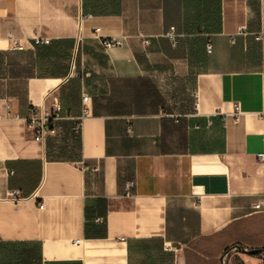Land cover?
I'll return each mask as SVG.
<instances>
[{
  "label": "crops",
  "instance_id": "crops-1",
  "mask_svg": "<svg viewBox=\"0 0 264 264\" xmlns=\"http://www.w3.org/2000/svg\"><path fill=\"white\" fill-rule=\"evenodd\" d=\"M0 52V264L264 263V0H0Z\"/></svg>",
  "mask_w": 264,
  "mask_h": 264
},
{
  "label": "built area",
  "instance_id": "built-area-1",
  "mask_svg": "<svg viewBox=\"0 0 264 264\" xmlns=\"http://www.w3.org/2000/svg\"><path fill=\"white\" fill-rule=\"evenodd\" d=\"M166 36L169 38L172 45H175L176 43V33L173 29H169L166 32ZM259 37V35L257 36ZM78 38V35H77ZM43 41L47 42V39H36V42ZM144 43H147V39H143ZM101 43L104 47H111L114 45H117L119 43V40L115 38H107L103 37L101 38ZM22 45L14 44L13 49H22ZM207 50L210 51L211 45L209 42H207ZM192 97L194 99V105H196V93H192ZM82 101L85 102L88 99L87 95H82ZM235 111H238V106H234ZM89 109L86 105H83L81 108V115L79 119L71 126V130L78 134L80 131V121L81 118L88 113ZM62 108L58 101L54 100L52 101L50 107L45 106L43 103L40 105H30L28 109V113L25 117L26 127L31 131L33 139L40 141L41 143H45L46 139L54 135L56 133L55 128V122L61 118L62 116ZM264 120V117H263ZM256 156L259 160H264V151H260L256 153ZM132 185V182H126V191L125 194H130L129 187ZM5 198L11 199V200H18L21 198V195L17 189H11L6 191ZM41 206V204H39ZM255 207L258 208L259 204L256 203Z\"/></svg>",
  "mask_w": 264,
  "mask_h": 264
},
{
  "label": "rangeland",
  "instance_id": "rangeland-1",
  "mask_svg": "<svg viewBox=\"0 0 264 264\" xmlns=\"http://www.w3.org/2000/svg\"><path fill=\"white\" fill-rule=\"evenodd\" d=\"M6 55V54H5ZM14 56V55H13ZM9 56L0 57V59L8 61ZM26 55L23 53L16 54L15 58L19 59L20 61H24L26 59ZM11 71H9V67L7 64L0 63V95H7L9 92L13 91L15 87H21V83H16L17 81L14 79L8 78L7 75H10ZM21 74H25V70H21Z\"/></svg>",
  "mask_w": 264,
  "mask_h": 264
},
{
  "label": "water",
  "instance_id": "water-1",
  "mask_svg": "<svg viewBox=\"0 0 264 264\" xmlns=\"http://www.w3.org/2000/svg\"><path fill=\"white\" fill-rule=\"evenodd\" d=\"M250 253H254V252H258V251H264V249H256V248H254V249H249L248 250ZM264 264V263H263Z\"/></svg>",
  "mask_w": 264,
  "mask_h": 264
},
{
  "label": "trees",
  "instance_id": "trees-1",
  "mask_svg": "<svg viewBox=\"0 0 264 264\" xmlns=\"http://www.w3.org/2000/svg\"><path fill=\"white\" fill-rule=\"evenodd\" d=\"M0 57H4V54L0 52ZM3 59H0V63H2Z\"/></svg>",
  "mask_w": 264,
  "mask_h": 264
}]
</instances>
